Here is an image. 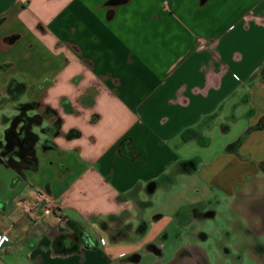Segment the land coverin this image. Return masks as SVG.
Instances as JSON below:
<instances>
[{
  "label": "crops",
  "instance_id": "1",
  "mask_svg": "<svg viewBox=\"0 0 264 264\" xmlns=\"http://www.w3.org/2000/svg\"><path fill=\"white\" fill-rule=\"evenodd\" d=\"M121 1L0 4V85L25 76L33 96L54 79L46 102L57 107L69 97L75 112L63 115L62 131L81 132L58 137L26 179L12 172L0 180V264H189L192 251L205 255L201 244L173 238L164 215L141 234L133 193L146 202L150 181L200 156L181 151L210 146L204 129L229 132L240 113L248 119L240 136L264 118V0ZM238 153L224 148L210 172L201 170L228 197L259 175L264 129ZM40 190L59 210L34 223L22 203ZM192 209L186 218L177 213L178 224ZM115 221L131 230L114 240L102 223ZM70 222L94 246L61 255L54 242L63 237V248L72 246Z\"/></svg>",
  "mask_w": 264,
  "mask_h": 264
},
{
  "label": "rangeland",
  "instance_id": "2",
  "mask_svg": "<svg viewBox=\"0 0 264 264\" xmlns=\"http://www.w3.org/2000/svg\"><path fill=\"white\" fill-rule=\"evenodd\" d=\"M3 2L5 0H0L1 5ZM236 115V120L230 124L229 132H223L219 126L210 131L204 129V136L210 140V146L202 147L194 142L189 144L185 151H181L183 158H190L195 154L201 156L204 165L197 173L176 176V184L168 189L161 187L151 198L145 192L141 196L143 201L150 200L153 203L143 213L146 222L150 223L156 216L164 215L165 223L174 224L171 227L168 225L167 230L173 238L179 236L182 241L201 244V247L206 250V252L203 251L210 264H262L251 251L253 244L257 243L259 247L264 244V234L257 236L251 234V230L257 226L259 219L252 217L250 207L247 205L249 201L264 195V173L260 172L256 178L251 179L244 189L237 192L236 196L228 197L224 191L210 186L201 171L210 172L215 156L221 153L229 142H234L240 132L247 127L248 119L240 113ZM175 171V168H171L168 175ZM10 173L12 171L1 168L0 180L11 179ZM194 207L202 211L215 209L217 216L203 218L188 226H183L185 219L178 224L180 217L177 213L183 211L180 216L186 218L187 210L184 209ZM226 249H229L232 255H226ZM234 255L241 256V262H237Z\"/></svg>",
  "mask_w": 264,
  "mask_h": 264
},
{
  "label": "flooded vegetation",
  "instance_id": "3",
  "mask_svg": "<svg viewBox=\"0 0 264 264\" xmlns=\"http://www.w3.org/2000/svg\"><path fill=\"white\" fill-rule=\"evenodd\" d=\"M30 81L25 76H17L9 79L4 86L0 85V169H8L16 177L24 179H26V172L37 171L40 156H46L50 150L57 149L56 139L58 137L70 140L80 132L72 129L65 134L62 131L63 115L75 112L74 103L69 97L65 95L59 97L57 107L46 102L54 79L48 78L42 81L33 96L28 94ZM12 82L19 88L12 89ZM2 132L3 136H1ZM177 172L179 171L167 175L174 181L173 185L177 183ZM260 172L264 173V163L261 165ZM133 199L136 201L137 216L140 219L138 229L142 231L148 228L147 222L142 217L144 208L138 203L136 193L133 194ZM248 204L252 217L259 219V223L251 230V234L253 236L264 234V195L249 201ZM190 211V216L183 226L192 225L203 218L217 216L215 209L202 211L195 208ZM102 226L114 240L131 230L130 225L122 228L117 221L114 227H109L107 223H102ZM251 252L256 259L264 263V244L260 247L257 243L253 244ZM225 253L232 255L229 249H226ZM189 256L191 257L189 264H210L206 255L200 251L194 250ZM234 258L237 262L242 260V257L238 255H234Z\"/></svg>",
  "mask_w": 264,
  "mask_h": 264
},
{
  "label": "trees",
  "instance_id": "4",
  "mask_svg": "<svg viewBox=\"0 0 264 264\" xmlns=\"http://www.w3.org/2000/svg\"><path fill=\"white\" fill-rule=\"evenodd\" d=\"M118 2H122L121 0H112V3H118ZM2 24V21H0V25ZM255 77V76H254ZM253 77V78H254ZM258 77L260 78L261 82H264V67L263 69L260 71ZM11 88H19L18 85H14L13 82L11 83ZM212 118V117H210ZM209 119V118H208ZM264 129V118H262L259 123L255 126H252L250 128H248L244 133H242L234 142L229 143L226 147H225V151L227 153H232V154H239V150L240 148L243 146V144L246 142V140L248 139V137L256 131H261ZM81 134L80 132H78V135L75 137H71L70 140L72 139H78L80 138ZM209 140L205 141V145L209 144ZM132 154H130L131 156ZM133 156V155H132ZM202 162V158L200 156H195L191 159L185 160L183 161L180 166L178 171L181 172L182 174H191L193 172H195L199 165ZM173 180L171 178H169L168 176H162L161 178L157 179V180H153L150 181L147 184V193L149 196H152L158 189H160L161 187L165 188H170L173 185ZM134 194V193H133ZM138 203L140 204V206H142L144 208V210H146L148 207L152 206L153 203L149 200L146 202H142V201H138ZM159 216H156V218H158ZM70 226H71V231L68 234L69 237L71 238V241H74V243L72 244L71 247L69 248H63V237H60L58 240H56L54 242L55 244V249L56 252L58 254L61 255H67V254H73L75 252L78 251V248L80 246H86L88 248H91L94 246L93 242L94 240L84 231H82L81 229H77V226L74 225V223L70 222ZM147 228L141 231V234H144L146 232ZM79 231V232H78Z\"/></svg>",
  "mask_w": 264,
  "mask_h": 264
},
{
  "label": "built area",
  "instance_id": "5",
  "mask_svg": "<svg viewBox=\"0 0 264 264\" xmlns=\"http://www.w3.org/2000/svg\"><path fill=\"white\" fill-rule=\"evenodd\" d=\"M22 209L32 216L34 223L41 221L43 215H55L59 207L45 190H40L35 194L33 203H22Z\"/></svg>",
  "mask_w": 264,
  "mask_h": 264
}]
</instances>
